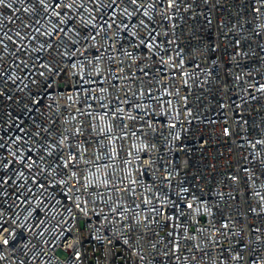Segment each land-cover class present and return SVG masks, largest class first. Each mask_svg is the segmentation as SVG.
Masks as SVG:
<instances>
[{
  "label": "built area",
  "instance_id": "2783aa9c",
  "mask_svg": "<svg viewBox=\"0 0 264 264\" xmlns=\"http://www.w3.org/2000/svg\"><path fill=\"white\" fill-rule=\"evenodd\" d=\"M0 264H264V0H0Z\"/></svg>",
  "mask_w": 264,
  "mask_h": 264
}]
</instances>
